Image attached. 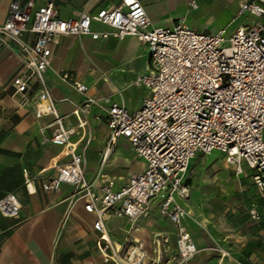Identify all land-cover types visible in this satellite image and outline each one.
I'll return each instance as SVG.
<instances>
[{
  "label": "built area",
  "instance_id": "2783aa9c",
  "mask_svg": "<svg viewBox=\"0 0 264 264\" xmlns=\"http://www.w3.org/2000/svg\"><path fill=\"white\" fill-rule=\"evenodd\" d=\"M188 4L199 8V0ZM246 12L252 15V24L227 37L225 28L199 31L183 21L173 27L156 26L141 0H122L117 6L69 18L61 17L52 1L35 10L24 8L21 0L10 4L0 26V49L13 51L17 58L9 82L13 95L22 105L33 103L37 117L54 116L55 128L44 141L68 148L66 153L71 156L69 163L55 165L56 173L43 182V188L58 191L67 183L74 187V196L86 199V210L97 215L94 228L100 232L98 249L106 263L146 264L150 255L145 243L133 239L124 247L117 246L107 234L104 217L117 214L135 222L150 214L156 199L159 214L176 228L178 263L195 255L198 248L185 224L192 192L186 176L199 152L221 151L238 173L248 166L264 195V0L243 2L239 14ZM94 21L110 29L94 30ZM72 34L95 40L134 35L146 46L150 67L132 83L146 86L149 93L137 110L130 111L109 98L101 101L87 96L74 105L78 124L64 126L45 74L51 64L50 44L58 36ZM63 78L68 80L70 75L65 73ZM75 87L81 92L88 89L81 82ZM93 104L105 111L110 129L107 146L124 137L134 156L146 163L142 171L130 173L120 188L110 178L89 182L85 155L71 143L75 134L92 136L86 115ZM31 180L26 179L28 190ZM21 209L14 192L0 199L5 217L19 218ZM156 241L160 245L168 239Z\"/></svg>",
  "mask_w": 264,
  "mask_h": 264
},
{
  "label": "crops",
  "instance_id": "0c3cea01",
  "mask_svg": "<svg viewBox=\"0 0 264 264\" xmlns=\"http://www.w3.org/2000/svg\"><path fill=\"white\" fill-rule=\"evenodd\" d=\"M12 1L0 0V26ZM48 1L55 3L63 18L122 2L21 0L29 10ZM141 1L156 26L173 27L183 21L199 31L225 28L230 37L239 27L253 22L251 14H239L247 0H199L198 9L189 6L190 0ZM92 28L110 29L97 21ZM50 48L51 64L45 80L64 116L65 127L78 124L74 105L87 96L101 101L109 98L135 111L149 93L146 86L132 83L150 67L149 52L137 36L95 40L72 34L58 36ZM16 66L15 53L0 49V199L14 192L22 202L19 218L0 212V264H114L106 263L98 249L100 232L94 228L97 215L86 210V199L74 196V187L67 183L58 191L43 188V182L56 173L55 165L69 163L71 156L66 153L68 148L44 141L55 128L54 116L37 117L33 103L22 105L13 95L9 82ZM65 73L70 75L68 80L63 78ZM76 82L84 83L86 92L79 91ZM86 117L92 136L75 134L71 138L77 151L85 155L86 179L95 182L110 178L115 180V188H120L130 173L145 168V160L134 156L124 137L107 146L110 129L102 108L93 104ZM201 153L191 160L186 176L192 192L185 224L198 251L181 264H264V195L254 183V171L245 166L238 173L234 164L223 161L207 173V164L195 162ZM138 162H142L140 168ZM27 178L32 179L29 190ZM104 224L110 240L119 247L133 239L142 240L150 255L146 264H179L175 258L176 228L159 214L157 203L148 216L135 222L127 216L107 214ZM164 237L168 242L157 244L156 240Z\"/></svg>",
  "mask_w": 264,
  "mask_h": 264
},
{
  "label": "rangeland",
  "instance_id": "374dc122",
  "mask_svg": "<svg viewBox=\"0 0 264 264\" xmlns=\"http://www.w3.org/2000/svg\"><path fill=\"white\" fill-rule=\"evenodd\" d=\"M219 30V29H218ZM200 31H204V29H201ZM213 32V31H212ZM226 36L227 37H229V35L228 34H226ZM223 161H226V162H228V160L225 158V156H224V154L221 152V151H219V150H214L212 153H210V154H204V153H201V154H199L198 156H197V158L195 159V162L197 163V164H199L200 162L202 163H204V165H206L207 164V166L208 167H206V169H205V171L207 172V173H210L209 171V168L210 167H216V166H218L220 163H222ZM141 163L142 162H138V168H140V166H141ZM193 171V170H192ZM191 176H192V174H191ZM158 201H159V199H156L155 201H153V203L154 204H156V203H158Z\"/></svg>",
  "mask_w": 264,
  "mask_h": 264
}]
</instances>
